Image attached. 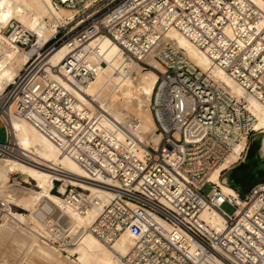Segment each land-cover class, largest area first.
Wrapping results in <instances>:
<instances>
[{
  "label": "built area",
  "instance_id": "2783aa9c",
  "mask_svg": "<svg viewBox=\"0 0 264 264\" xmlns=\"http://www.w3.org/2000/svg\"><path fill=\"white\" fill-rule=\"evenodd\" d=\"M264 1V0H263ZM74 12L59 24L49 42L14 20L3 33L10 42L36 51L0 95V160L20 157L12 142L11 117L32 124L60 153L83 171V184L111 192L107 203L88 190L62 179L49 191L74 216L96 211L87 231L106 246L129 228L135 239L126 264H264V185L236 197L225 195L208 176L237 152L238 163L255 134L253 116L236 99L166 40L175 30L264 107V24L251 0H50ZM116 45L127 61L152 69L150 56L162 68L149 108L159 145L139 155V119L123 124L100 109L84 88L107 63L90 42ZM66 54L58 66L45 58L60 47ZM127 73V70H124ZM83 95L86 101L79 99ZM226 170L221 171L220 178ZM80 182V181H77ZM211 187L207 196L200 191ZM64 186L65 191L60 188ZM235 208L232 215L221 207ZM16 206L0 199V228L13 223ZM216 210L221 232L201 217ZM37 224L28 233L66 258L67 249L83 238L80 229L59 210L37 205Z\"/></svg>",
  "mask_w": 264,
  "mask_h": 264
},
{
  "label": "bare ground",
  "instance_id": "6f19581e",
  "mask_svg": "<svg viewBox=\"0 0 264 264\" xmlns=\"http://www.w3.org/2000/svg\"><path fill=\"white\" fill-rule=\"evenodd\" d=\"M251 2L261 11L260 23L264 24V1L251 0ZM73 15V11L64 7L54 8L50 0H0V95L19 75L30 57L37 53L27 52L10 42L3 33L8 23L12 20L16 21L23 30L35 34L37 44L43 46L54 36L57 26L67 24L73 19ZM166 40L182 51L188 60L224 91L238 100L243 99L254 119L256 130L252 140L254 149L247 161L243 160L240 166H235L238 150L235 151L211 172L208 176L209 181L216 184L223 194L236 197L237 194L231 185H237L239 192L244 191L245 181L239 183L237 179V169L243 166L252 168L253 174L261 179L257 185L264 184V107L256 100L248 98L244 90L223 70L213 68L210 60L181 33L172 30L166 35ZM90 46L107 63V67H102L95 80L84 88V95L91 97L100 109L122 124L132 117L140 120L141 127L137 134L141 144L139 155L146 152L147 145L156 148L161 136L156 133L149 103L157 81V74L152 69L161 71L162 68L152 56L145 60L152 69H144L139 64L127 61L121 50L107 40L96 38L90 42ZM65 54L66 48L62 46L51 52L45 61L48 66L56 67ZM124 70H127V73ZM79 99L86 101L83 95H79ZM10 125L14 133L12 142L21 153L20 157L0 160V199L30 214L11 212L13 223L0 228V240L16 249L26 248L32 261L42 264H126L124 258L135 239L134 228L125 230L112 245L106 246L87 231L96 217V211L83 216H74L63 209L60 201L49 191L53 186V180L60 178L54 173L56 171L63 173L62 179H65L66 183L70 182L73 186H80L90 191L104 203L110 200L111 192L96 185L81 183L85 178L82 169L73 160L61 154L53 142L29 122L11 117ZM223 170L228 171L225 181L220 178ZM19 177L24 185L31 186L34 183V189L21 187L17 181ZM60 191L64 192L65 187L62 186ZM37 205H42L46 209H55L58 213L60 210L69 223L81 230L82 241L77 246L67 249L76 259L72 260L60 255L29 235V228H35L37 224L33 216ZM201 217L216 232L223 230V219L216 210L205 209ZM25 253L28 256V253Z\"/></svg>",
  "mask_w": 264,
  "mask_h": 264
},
{
  "label": "rangeland",
  "instance_id": "374dc122",
  "mask_svg": "<svg viewBox=\"0 0 264 264\" xmlns=\"http://www.w3.org/2000/svg\"><path fill=\"white\" fill-rule=\"evenodd\" d=\"M5 35V34H4ZM7 37V35H5ZM145 71V70H144ZM150 71V70H149ZM4 137V131L3 130H0V140H2ZM253 137H255L254 135L250 138L249 140V143H248V149L246 151V153L244 155H242L241 157V160L235 165V166H240L243 162V160L247 161V158L250 156L251 154V151H249V146H250V143L251 141L253 140ZM233 168H236V167H233ZM241 168H246V167H241ZM241 168H238L237 170L241 169ZM249 168V167H247ZM228 177V171L224 172L222 174V179L223 181L226 180V178ZM17 178V177H16ZM237 179L239 181V183H242L244 182L245 180L244 179H239L238 175H237ZM18 183L21 185V187H25V188H28V189H31L33 190V186H34V183H32L31 186H27V185H24L21 183V177L18 178ZM261 185H264V184H261ZM236 187L238 188V186L236 185ZM211 187L209 185H204L203 188L201 189L200 193L203 195V196H207V194L209 193ZM252 188H245L244 191H243V194H246L248 193ZM221 209L227 213L228 215H232L235 208L233 206H231L230 204L228 203H224L221 207ZM12 212H15V213H19V214H22V215H28L30 214V212H26L20 208H14V210ZM32 226V224H31ZM20 231V230H19ZM0 264H42L38 261H35L30 258L31 255L29 254V250H27L26 248H22L19 249V248H14L12 245H9L4 242V241H1L0 240ZM3 243V244H2ZM26 249V250H25ZM27 252L28 253V256L27 254L25 253ZM30 255V256H29ZM76 258H72V260H74ZM7 260V261H6Z\"/></svg>",
  "mask_w": 264,
  "mask_h": 264
},
{
  "label": "water",
  "instance_id": "95a60500",
  "mask_svg": "<svg viewBox=\"0 0 264 264\" xmlns=\"http://www.w3.org/2000/svg\"><path fill=\"white\" fill-rule=\"evenodd\" d=\"M253 149H254V146H253V142L251 141L250 146H249V151L252 152ZM237 173H238L237 175L239 179L245 180L244 189L252 188L253 186L261 182V179L258 178V176H256L255 174H253L252 168H241L237 170ZM231 187H234L235 189L238 190L236 185H231ZM241 193H243V191H241Z\"/></svg>",
  "mask_w": 264,
  "mask_h": 264
},
{
  "label": "crops",
  "instance_id": "0c3cea01",
  "mask_svg": "<svg viewBox=\"0 0 264 264\" xmlns=\"http://www.w3.org/2000/svg\"><path fill=\"white\" fill-rule=\"evenodd\" d=\"M1 130V129H0Z\"/></svg>",
  "mask_w": 264,
  "mask_h": 264
}]
</instances>
